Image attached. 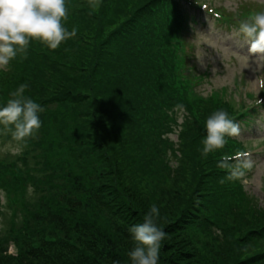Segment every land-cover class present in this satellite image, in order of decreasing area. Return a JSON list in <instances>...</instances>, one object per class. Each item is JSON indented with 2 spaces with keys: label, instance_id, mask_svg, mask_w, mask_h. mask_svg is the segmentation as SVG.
I'll list each match as a JSON object with an SVG mask.
<instances>
[{
  "label": "trees",
  "instance_id": "trees-1",
  "mask_svg": "<svg viewBox=\"0 0 264 264\" xmlns=\"http://www.w3.org/2000/svg\"><path fill=\"white\" fill-rule=\"evenodd\" d=\"M159 3L66 0L65 24L76 35L56 50L32 41L26 58L17 56L0 76V107L27 84L25 95L44 108L40 129L16 159L0 158V264H131L129 229L143 223L150 200L185 205L166 228L160 213L166 236L158 264H226L232 257L234 264H264V210L257 214L240 186L221 190L223 177L209 161L218 150L202 155L207 117L234 107L220 92L190 97L183 80L178 92V55L168 35L152 31ZM187 162L199 184L174 190ZM147 177L155 181L142 189ZM163 195L168 200L155 199ZM192 229L221 243V252L201 254ZM233 233L244 243L231 242Z\"/></svg>",
  "mask_w": 264,
  "mask_h": 264
},
{
  "label": "clouds",
  "instance_id": "clouds-1",
  "mask_svg": "<svg viewBox=\"0 0 264 264\" xmlns=\"http://www.w3.org/2000/svg\"><path fill=\"white\" fill-rule=\"evenodd\" d=\"M67 18L66 0H0V70H7L17 56L26 58L32 41L56 50L74 37L77 29L68 30L65 24ZM233 35L244 37L249 43V53L255 55L256 60L264 61V10L251 12L240 20ZM27 88V84H20L0 107V132L10 134L18 146H23L38 132L41 127L39 113L44 111L39 103L25 95ZM205 128L207 134L202 141V155L205 157L223 149L228 143L227 137L240 135L239 124L225 110L209 115ZM218 167L227 170V178L232 179L251 170L253 160L248 152L224 154ZM159 218L160 210L153 204L144 215L143 223L130 227L136 242L129 252L131 264H158L161 241L166 236L158 226Z\"/></svg>",
  "mask_w": 264,
  "mask_h": 264
},
{
  "label": "rangeland",
  "instance_id": "rangeland-1",
  "mask_svg": "<svg viewBox=\"0 0 264 264\" xmlns=\"http://www.w3.org/2000/svg\"><path fill=\"white\" fill-rule=\"evenodd\" d=\"M217 4L228 6L229 8L232 7L237 3L238 0H213ZM261 3H264V0H259ZM196 34H199L200 37H204L207 42H210L212 44V52L213 57L215 58V61H213L212 57L207 54L208 51H205V48H203V44L199 43V49L198 55H200V59L202 58V61L204 62V67H206L207 63L212 62V66L209 68L211 71V77L207 78L204 84L202 85V89L207 92L210 91L213 88H220L224 85L228 86V90L225 99L229 101L230 105L234 107V110L237 109L236 107V94H237V87H235V83L239 79H244L240 83L241 85H244L245 88L241 89V92L238 93V98L240 96H243L245 98V103L250 104L252 102L251 98L246 95V93H253L255 94V97H257L260 94L261 89V76H264V61L256 60L253 55L250 53H242L241 51H238L234 48L232 44H227V46L222 47L221 40L222 34H219L218 32L214 31L212 28H208L210 33L208 31H203L204 29L196 26ZM221 38V39H220ZM195 41V39L193 38ZM207 48V46H206ZM245 49V47L243 48ZM216 54H214L215 52ZM233 56L236 57L237 63L235 64ZM225 59L226 64L224 67L220 65V59ZM235 69V70H233ZM4 75V76H3ZM0 76L5 77V70H0ZM211 81V82H210ZM209 83V84H206ZM184 113V110L181 109L178 112V119L182 121V115ZM241 138L246 140H251L249 144H247L245 147L246 149L250 148V151L253 152H259L264 151V128H262L261 132H248L246 135L243 133L241 135ZM175 139V137H174ZM19 147V150H17ZM22 151V147L18 146L15 141L12 140V138H9L7 134H4L0 132V158L5 159L6 161H12L13 159H16L17 155ZM170 156V155H169ZM254 164V169L251 172L250 175L244 177V183H246V189L248 191V197L252 198L253 205L255 206V212L258 214H261V210H264V188H263V178H264V153L261 155H257L255 159H252ZM197 174L199 173L198 170H196ZM181 177H184L185 180H182L177 183L174 186V190L181 186H187L189 183L188 189L190 191H193L195 187L199 184V176L192 178L191 173V164L185 163L182 166V169L180 170ZM155 180L151 177H147L142 182V189H147L152 186L153 182ZM25 188V187H24ZM168 196V195H167ZM159 200H168L167 198H164L163 196H160L158 198ZM189 199V196L188 198ZM150 198L148 199V201ZM155 204L159 210L160 213L165 215L168 218V222L165 223L163 227H168L170 223H174L177 221L179 215L182 213L185 205L183 201L178 202L176 205H172V207L166 206L167 203L164 201H154L151 200L148 202L149 207L151 205ZM168 207V208H167ZM245 209V206H243L240 211H243ZM247 213V212H245ZM146 213H143V216ZM248 218L251 220L253 219V216L251 213H248ZM232 221V219H230ZM252 222V221H251ZM235 221H232L229 224V228L232 231H235V228L237 226L235 225ZM162 228V227H161ZM189 235L194 239V244L199 250L201 254L208 253V250L212 247L217 251L222 250L220 248L221 243H215L210 237V235H207L203 233L201 230L192 229L189 231ZM240 237V236H239ZM240 239L238 238V235L236 233H233V236L231 238V242H239ZM244 242H241L239 244H243ZM246 243V242H245ZM262 245V244H261ZM251 243L247 244V249L252 250ZM264 246V245H262ZM220 248V249H219ZM13 250V248H11ZM221 252V251H220ZM249 251H247L248 253ZM246 252L243 255V259H248L250 256ZM240 258V257H239ZM201 260V259H200ZM206 260V259H205ZM233 261H237L238 258L232 257ZM233 261L226 262V264H234Z\"/></svg>",
  "mask_w": 264,
  "mask_h": 264
}]
</instances>
